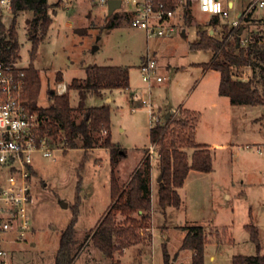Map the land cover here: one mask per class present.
Returning <instances> with one entry per match:
<instances>
[{
    "label": "rangeland",
    "instance_id": "rangeland-1",
    "mask_svg": "<svg viewBox=\"0 0 264 264\" xmlns=\"http://www.w3.org/2000/svg\"><path fill=\"white\" fill-rule=\"evenodd\" d=\"M247 4L248 0H237L231 14L243 10ZM116 12L122 11L115 10L109 15L108 4L92 0H75L70 7L49 8L53 22L39 44L34 61L42 84L37 104L48 106L52 92H67L73 78L85 76L88 65L129 66L128 88L106 89L101 95L89 94L86 98L87 106H111L112 141L123 153L118 166L122 184L140 167L145 147L151 144L150 126L155 118L143 99L152 104L160 123L173 110L179 117L180 106L196 109L200 113L196 141L211 146L214 169L209 173L195 170L188 176L179 207L160 208L155 182L152 240L130 246L111 259L90 240L86 241L112 202L111 151L101 146L85 150L80 143L66 150L65 144L56 143L59 148L53 156L45 157L41 153L34 156L32 199L28 205L31 226L25 239L6 244L12 263L55 264L62 231L70 223L76 203L78 243L73 264H165L164 241L174 264L182 261L192 264L190 250L179 252L187 232L183 226L192 224L205 228L206 264H231L236 254L257 253L245 226L251 220L259 229L264 254V105L232 104L227 96L219 95L220 72L205 71L202 66L214 59L216 51L191 48V43L200 39L199 31H209L222 38L225 25H230L207 20L195 5L187 21L179 14L173 19L172 29L169 27L161 37L149 38L131 19L108 27ZM32 16L33 12L27 10L17 16L9 13L4 20L6 26H11L16 17L20 43L17 59L24 67L31 61L32 41L27 32L28 19ZM251 34L264 36V8L252 11L251 21L241 34L242 42L247 43ZM233 39L229 37L230 41ZM151 57H155L158 74L164 79L153 80L150 87L143 80L142 65ZM58 71L63 74L62 81L56 79ZM234 72L243 79L260 74L258 68L249 66L236 67ZM64 83L66 90L60 91V84ZM258 86L262 89L260 83ZM70 95L72 104L77 105L79 92L72 89ZM215 101L218 106L212 107ZM153 161L156 163L157 158Z\"/></svg>",
    "mask_w": 264,
    "mask_h": 264
},
{
    "label": "trees",
    "instance_id": "trees-1",
    "mask_svg": "<svg viewBox=\"0 0 264 264\" xmlns=\"http://www.w3.org/2000/svg\"><path fill=\"white\" fill-rule=\"evenodd\" d=\"M15 16L21 11L31 10L33 16L28 19V38L32 41L31 61L24 68L26 79V96L31 101V108L45 119L42 132L53 138L54 144H65V149L81 144L85 150L107 147L111 151V198L112 202L97 226L86 237L107 257L114 259L115 254H123L133 245L150 242L152 233L147 232L152 223V163L148 147L140 167L127 184H121L118 166L123 156L111 136V106L103 104L87 106L89 94L101 95L103 90L128 88L130 86V68L124 65H88L84 77H75L65 93L50 94L51 104L39 106L37 99L41 90V77L35 65L39 44L47 35L53 20L49 8L57 5L48 0H12ZM58 6V5H57ZM252 13V12H251ZM251 13L244 18L239 27L225 25L222 38L211 35L209 31H199L200 39L191 43V48H213L214 59L203 63L204 69H215L221 74L219 93L227 96L232 104L264 105V36L251 34L247 43L242 39L238 44L241 27L246 30L251 21ZM189 13L185 15L187 21ZM131 19L130 12H116L107 23L112 28L121 20ZM230 25V24H229ZM0 59L16 60L18 55L19 33L16 17L11 26L0 20ZM243 33V32H242ZM233 36L232 41L229 37ZM253 67L260 70L249 79L235 75L236 67ZM56 79L62 81L63 74L57 72ZM261 84L262 89L258 86ZM79 92V101L73 105L70 90ZM180 116L174 112L164 123L156 122L150 126V142L159 153L156 166L162 174L158 182V203L161 209L168 206L179 207L182 187L191 170L209 173L214 169V154L211 146L196 141V130L200 113L180 106ZM100 134V135H99ZM105 135L102 138V135ZM102 139V140H101ZM150 144V145H151ZM86 160L84 156L83 161ZM83 170V166L80 167ZM35 174V171H34ZM82 177L80 178L81 181ZM120 216L124 218H120ZM77 219L78 203L74 205V215L62 231L55 264H73L77 256ZM250 238L255 243L256 254H236L231 264H264L261 253L259 229L251 220L246 225ZM166 227V226H164ZM163 227V228H164ZM187 230L181 244L182 249L192 251V264H206L205 246L207 236L202 225L183 226ZM163 232V230H162ZM165 264H174L166 241L162 244Z\"/></svg>",
    "mask_w": 264,
    "mask_h": 264
},
{
    "label": "built area",
    "instance_id": "built-area-1",
    "mask_svg": "<svg viewBox=\"0 0 264 264\" xmlns=\"http://www.w3.org/2000/svg\"><path fill=\"white\" fill-rule=\"evenodd\" d=\"M75 0H48L59 6L70 7ZM108 4V0H92ZM116 11L130 12L134 26L143 28L149 38L161 37L174 25L177 15L185 17L193 6L198 5L199 14L217 24L226 22L237 28L242 20L254 9L264 8V0H248L243 10L234 15L231 11L237 0H121ZM218 6V10L216 9ZM13 13L12 0H0V20ZM9 27V26H8ZM1 35V32H0ZM24 66L16 60L0 59V264H13L11 252L6 244L25 239L31 226L28 205L32 199L31 181L34 176L33 160L37 153L45 157L53 156L56 147L53 138L42 132L45 119L31 108L26 96ZM143 80L152 86L153 80L164 78L158 74L155 57L143 65ZM66 85L60 84V91ZM149 107L153 119L151 125L160 122L152 104L142 101ZM148 155L153 165L159 153L154 144L148 147ZM154 227L148 231L154 236ZM192 252V251H191Z\"/></svg>",
    "mask_w": 264,
    "mask_h": 264
},
{
    "label": "crops",
    "instance_id": "crops-1",
    "mask_svg": "<svg viewBox=\"0 0 264 264\" xmlns=\"http://www.w3.org/2000/svg\"><path fill=\"white\" fill-rule=\"evenodd\" d=\"M207 70H212V69H205V71H207ZM65 84V83H64ZM66 85V84H65ZM218 93H219V88H218ZM219 95H221L220 93H219ZM218 106V103L215 101V102H213L212 103V107H217ZM189 109H191V110H195V111H197L196 109H193V108H189ZM200 143H204V144H208V143H206V142H200ZM209 145V144H208ZM210 146V145H209ZM146 148V147H145ZM144 154H145V150H144ZM143 157H144V155L142 156V158H141V161H142V159H143ZM141 161H140V163H141ZM120 164V163H119ZM195 170H191L190 172H189V174H188V176L191 174V173H193ZM134 173H131L130 174V176L128 177V179H127V181H126V184L128 183V181L130 180V178L132 177V175H133ZM160 175V172H159V169L157 168V166H156V163H154V161H153V166H152V170H151V187H153V185H154V183L156 182V184H157V188H158V180H157V178H158V176ZM119 176V175H118ZM188 178V177H187ZM119 181H120V183L122 184L123 182L121 181V179H120V176H119ZM183 187H184V185L182 186V187H180L179 188V193H180V195H181V198H182V202H183V196H182V189H183ZM152 193H153V188H152ZM229 196V195H228ZM153 198V197H152ZM182 204V203H181ZM163 233V232H162ZM181 251H179L180 253H185L186 251H189V250H187V249H180ZM190 253V257H192V255H191V251H189ZM146 256H149V254H147ZM213 257V256H212ZM11 259H12V255H11ZM184 263V261H182L180 264H183Z\"/></svg>",
    "mask_w": 264,
    "mask_h": 264
},
{
    "label": "water",
    "instance_id": "water-1",
    "mask_svg": "<svg viewBox=\"0 0 264 264\" xmlns=\"http://www.w3.org/2000/svg\"><path fill=\"white\" fill-rule=\"evenodd\" d=\"M122 1L121 0H108V13L109 15H111L115 10H117L118 8L121 7ZM244 28L241 27L240 31H239V35H238V44L241 40V34L243 32ZM175 112V110L171 111L170 113L166 114V118H169V116ZM162 178V174H160L157 178L158 181H160ZM63 204L65 206H67L68 204L66 202H63Z\"/></svg>",
    "mask_w": 264,
    "mask_h": 264
},
{
    "label": "clouds",
    "instance_id": "clouds-1",
    "mask_svg": "<svg viewBox=\"0 0 264 264\" xmlns=\"http://www.w3.org/2000/svg\"><path fill=\"white\" fill-rule=\"evenodd\" d=\"M215 10H218V6H216V9Z\"/></svg>",
    "mask_w": 264,
    "mask_h": 264
},
{
    "label": "bare ground",
    "instance_id": "bare-ground-1",
    "mask_svg": "<svg viewBox=\"0 0 264 264\" xmlns=\"http://www.w3.org/2000/svg\"><path fill=\"white\" fill-rule=\"evenodd\" d=\"M64 86V84H62Z\"/></svg>",
    "mask_w": 264,
    "mask_h": 264
}]
</instances>
